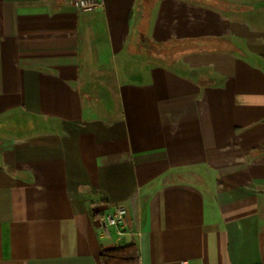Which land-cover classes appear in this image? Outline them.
Wrapping results in <instances>:
<instances>
[{
	"label": "crops",
	"instance_id": "crops-1",
	"mask_svg": "<svg viewBox=\"0 0 264 264\" xmlns=\"http://www.w3.org/2000/svg\"><path fill=\"white\" fill-rule=\"evenodd\" d=\"M100 1L0 0V264H264V0Z\"/></svg>",
	"mask_w": 264,
	"mask_h": 264
},
{
	"label": "built area",
	"instance_id": "built-area-1",
	"mask_svg": "<svg viewBox=\"0 0 264 264\" xmlns=\"http://www.w3.org/2000/svg\"><path fill=\"white\" fill-rule=\"evenodd\" d=\"M79 9L83 11H94L100 5V0H71ZM126 209L123 206H117L114 210L102 214L98 217L100 233L103 237L110 238L113 234L123 236L127 231L125 228ZM164 264V263H150ZM177 264H195L187 259H182Z\"/></svg>",
	"mask_w": 264,
	"mask_h": 264
},
{
	"label": "trees",
	"instance_id": "trees-1",
	"mask_svg": "<svg viewBox=\"0 0 264 264\" xmlns=\"http://www.w3.org/2000/svg\"><path fill=\"white\" fill-rule=\"evenodd\" d=\"M102 264H138V254L133 244L105 248L101 252Z\"/></svg>",
	"mask_w": 264,
	"mask_h": 264
},
{
	"label": "rangeland",
	"instance_id": "rangeland-1",
	"mask_svg": "<svg viewBox=\"0 0 264 264\" xmlns=\"http://www.w3.org/2000/svg\"><path fill=\"white\" fill-rule=\"evenodd\" d=\"M177 49H179V47L177 46V47H173V48H171V49H168V50H165L166 52H176L177 51Z\"/></svg>",
	"mask_w": 264,
	"mask_h": 264
}]
</instances>
